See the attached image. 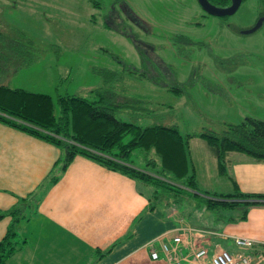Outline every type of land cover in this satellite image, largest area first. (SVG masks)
<instances>
[{
    "label": "rangeland",
    "instance_id": "obj_1",
    "mask_svg": "<svg viewBox=\"0 0 264 264\" xmlns=\"http://www.w3.org/2000/svg\"><path fill=\"white\" fill-rule=\"evenodd\" d=\"M204 12L197 0H0V33L30 44L35 55L32 64L19 69L11 59L1 69L0 85L54 101L65 95L91 100L93 90L114 91L116 102L138 99L151 111H124L120 118L141 126L175 125L181 135L218 134L220 123L237 124L247 117L264 121V21L243 34L264 17L259 15H264V0H242L224 18ZM176 35L192 44L175 41ZM100 70L116 72L119 80L104 84ZM202 142L206 148L199 150L195 143ZM190 152L198 187L216 192L209 185L226 180L217 178L206 143L192 140ZM183 217L179 226L197 228ZM201 229L214 233L212 227Z\"/></svg>",
    "mask_w": 264,
    "mask_h": 264
},
{
    "label": "trees",
    "instance_id": "obj_2",
    "mask_svg": "<svg viewBox=\"0 0 264 264\" xmlns=\"http://www.w3.org/2000/svg\"><path fill=\"white\" fill-rule=\"evenodd\" d=\"M207 1L223 7L230 3V0ZM173 39L192 44L183 36L176 35ZM8 41L0 33V73L11 59L20 63L16 69L35 61L30 44L27 46L19 40ZM100 75L104 84L119 80L118 74L113 71L100 70ZM92 93L94 98L91 100L65 95L54 101L46 94L0 85V124L45 141L63 152L62 158L55 163L58 165L57 173L48 175L36 191L18 198L14 206L0 212V220L10 219L0 239V264H6L24 242L17 232V225L37 212L44 191L56 183L59 174L76 156L136 182L146 195L149 211L159 207L175 206L177 210L181 207V216L192 223L200 222L205 228L212 227L210 220L224 223L244 221L249 208L264 205V194L201 190L190 155V141L194 138L203 140L216 161L218 175L224 177H228L226 157L230 152L264 161V121L247 117L237 124L220 123L222 129L218 134L206 130L181 135L175 125L149 122L141 126L127 116H118L124 111H131L135 115L139 110L151 112L138 99L116 102L117 93L102 88ZM214 94L221 95L219 90ZM149 154L155 158L150 159ZM138 155H141V159ZM226 210L234 211L237 215L224 217L221 212ZM206 212L208 216L203 218L202 214ZM108 251L97 250L95 254L101 257Z\"/></svg>",
    "mask_w": 264,
    "mask_h": 264
},
{
    "label": "crops",
    "instance_id": "obj_3",
    "mask_svg": "<svg viewBox=\"0 0 264 264\" xmlns=\"http://www.w3.org/2000/svg\"><path fill=\"white\" fill-rule=\"evenodd\" d=\"M195 144L199 150L206 148L203 142ZM62 155L58 147L0 124V212L57 173L55 163ZM226 159L228 177L217 175L226 181L209 183L213 191L264 194V161L235 152ZM42 195L37 212L17 225L24 242L6 264H169L151 260L149 250L180 233L178 220L183 216L168 207L149 211L146 195L132 179L76 156ZM9 222L0 220V239ZM185 224L202 228L200 222ZM210 230L215 235L181 234L184 264H210L217 250L234 251L233 237L252 239L254 249L264 252V205L249 208L244 221H215ZM198 247L206 255L193 261ZM97 250L109 251L99 257Z\"/></svg>",
    "mask_w": 264,
    "mask_h": 264
},
{
    "label": "built area",
    "instance_id": "obj_4",
    "mask_svg": "<svg viewBox=\"0 0 264 264\" xmlns=\"http://www.w3.org/2000/svg\"><path fill=\"white\" fill-rule=\"evenodd\" d=\"M180 233L173 234L169 243L159 244V248L151 247L149 250L150 259L155 261L163 259L169 264H184L179 245L182 242V233L184 234H198L202 237L205 234L213 235L214 233L203 231L198 228H187L180 226L178 228ZM233 246L235 250L229 252L220 249L212 254L210 257V264H264V252H253L254 241L245 237H233ZM206 255V250L198 247L193 252V261L201 260Z\"/></svg>",
    "mask_w": 264,
    "mask_h": 264
},
{
    "label": "water",
    "instance_id": "obj_5",
    "mask_svg": "<svg viewBox=\"0 0 264 264\" xmlns=\"http://www.w3.org/2000/svg\"><path fill=\"white\" fill-rule=\"evenodd\" d=\"M201 8L207 12L208 14L216 17H224L232 15L236 12L238 9L240 3L242 0H231V3L226 8H217L212 5H210L207 0H197ZM261 25V21H258L254 27H252L249 30L243 31V34H249L254 32L259 26Z\"/></svg>",
    "mask_w": 264,
    "mask_h": 264
},
{
    "label": "flooded vegetation",
    "instance_id": "obj_6",
    "mask_svg": "<svg viewBox=\"0 0 264 264\" xmlns=\"http://www.w3.org/2000/svg\"><path fill=\"white\" fill-rule=\"evenodd\" d=\"M208 2V1H207ZM209 3V2H208ZM213 5H215L214 7H217V8H226V7H228L229 5H230V3H231V0H230V3H229V5L228 6H226V7H223V6H218V5H216V3L215 2H211ZM210 4V3H209ZM211 5V4H210ZM212 5V6H213ZM205 13V12H204ZM206 14H208L207 12H206ZM210 15V14H209ZM212 16V15H211ZM216 17V16H215ZM224 17H226V16H224ZM224 17H218V18H224ZM258 21H261V23H263V21H264V18L263 17H260V18H258V20H257V22ZM256 22V23H257Z\"/></svg>",
    "mask_w": 264,
    "mask_h": 264
}]
</instances>
